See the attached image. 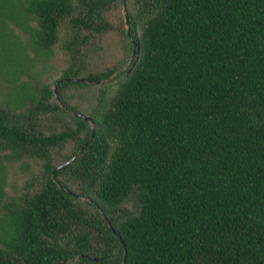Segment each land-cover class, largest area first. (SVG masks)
Wrapping results in <instances>:
<instances>
[{"label": "trees", "instance_id": "16d2710c", "mask_svg": "<svg viewBox=\"0 0 264 264\" xmlns=\"http://www.w3.org/2000/svg\"><path fill=\"white\" fill-rule=\"evenodd\" d=\"M125 1L0 0V264H264V0Z\"/></svg>", "mask_w": 264, "mask_h": 264}, {"label": "rangeland", "instance_id": "374dc122", "mask_svg": "<svg viewBox=\"0 0 264 264\" xmlns=\"http://www.w3.org/2000/svg\"><path fill=\"white\" fill-rule=\"evenodd\" d=\"M125 9L128 15L126 3L124 4L123 8L120 11V15H122L126 19ZM70 33H71V26H70V22L67 21L64 23L62 28L61 42L69 38ZM101 43L102 46H96V49L94 48L95 44L90 45V47L87 50V53L85 54V62L88 67V70L102 71L106 68L115 65L118 62V60H120V58L123 56V44L121 41L120 34L118 32L107 34ZM69 63H70L69 55L66 51H64L62 45L56 46L55 52L51 58V61L48 63L49 65L45 72L46 79L50 82L61 77L64 74V71L67 69ZM127 66L122 68L120 72L116 73L112 77L111 81L112 82L118 81V77H119L118 75L122 73ZM116 78L117 80H115ZM109 81L110 80L102 81L101 83H99L98 86L106 84ZM96 91H98V88L88 89L87 91H82L81 93L75 91L74 97L78 99H75L74 101H76V103L80 102L79 100L80 96H82L84 99L88 97H92ZM83 109L88 111L89 106L84 105ZM8 175H9V179H8L7 190L9 195L12 197L20 195L23 191L27 175L22 171V169L18 165L11 166L9 168Z\"/></svg>", "mask_w": 264, "mask_h": 264}, {"label": "water", "instance_id": "95a60500", "mask_svg": "<svg viewBox=\"0 0 264 264\" xmlns=\"http://www.w3.org/2000/svg\"><path fill=\"white\" fill-rule=\"evenodd\" d=\"M125 2H126V1L124 0V3H125ZM125 12H126V20H127V24H128V26H129V24H130V20H129V17H128V15H127V11H126V9H125ZM138 47H139V41H135V54H136V52H137ZM54 90H55V89H54ZM55 96H56V98H58L57 93H56V90H55ZM74 115H76V116H78V117H80V118H82V119H84V120H89V121L93 124V126H94V122H93V120H92L91 117H88V116H86V115H84V114H79V113H74ZM93 129H94V134H93V136H94L95 133H96L95 127H94ZM93 136H92V138H93ZM92 138H90V139L88 140V142H87L86 145H88V144L90 143V141H91ZM86 145H85V146H86ZM74 159H76V157L72 158L71 160H69L68 162H66V163L63 164V165L58 166V167L56 168L55 171L61 169L64 165H68V164H70ZM102 214H103V216H104V218H105V214H104L103 211H102ZM105 220H106V222L108 223V225L111 226V222H110L107 218H105ZM112 228H113V227H112ZM113 230L116 232V230H115L114 228H113ZM116 233H117V232H116ZM117 235H118L120 238H122V236H121L119 233H117ZM124 244H125V243H124ZM126 255H127V253H126ZM91 258H92L93 260L97 261V262H100V259L97 258V257H91ZM68 261H69V260H64V261L61 262L60 264L67 263Z\"/></svg>", "mask_w": 264, "mask_h": 264}]
</instances>
